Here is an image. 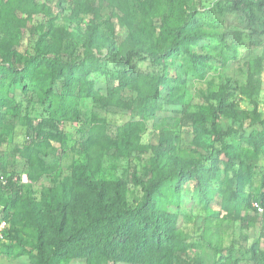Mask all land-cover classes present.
<instances>
[{"label": "rangeland", "instance_id": "obj_1", "mask_svg": "<svg viewBox=\"0 0 264 264\" xmlns=\"http://www.w3.org/2000/svg\"><path fill=\"white\" fill-rule=\"evenodd\" d=\"M189 14L200 24L191 31L199 40L190 51L212 57L209 67L203 77L187 75L184 83L162 88L159 100L182 103L167 102L150 114L147 83L163 67L136 51L152 48L168 23ZM39 45L67 60L92 51L107 61L112 50L131 58L142 81L122 89L114 105L82 99L80 119L63 123L62 139L40 154L44 168L33 166L20 149L40 141L30 122L48 116L47 105L22 86L10 89L22 108L0 107V170L20 181L26 174L28 182L0 190V264H47L55 253L58 264H133L106 262L99 250L94 253L95 244L85 249L71 235L88 221L85 209L95 200L72 174L86 165L110 202L116 201L119 184L123 200L136 207L151 181H165V173L161 177L152 166L156 147L167 178L197 168L209 187L202 196V183L195 179L184 184L179 198L156 195L160 208L174 217L175 263L259 264L252 251L264 254V204L262 212L253 204L264 201V147L257 151L239 136L262 129L247 112L256 109L264 116V0H0V63L9 58L21 65ZM173 62L184 76L183 57ZM108 66L110 73L91 75L103 95L118 84L117 67ZM251 73L261 81L256 94L249 92ZM231 130L237 135L227 136Z\"/></svg>", "mask_w": 264, "mask_h": 264}, {"label": "trees", "instance_id": "obj_2", "mask_svg": "<svg viewBox=\"0 0 264 264\" xmlns=\"http://www.w3.org/2000/svg\"><path fill=\"white\" fill-rule=\"evenodd\" d=\"M196 19L192 14L186 17H178L176 21L168 23L162 30L160 40L152 48L146 50L138 49L136 51L143 57L148 55L152 62L164 68L160 70V74L157 77L152 78L151 82L148 81L147 83L148 94L145 100V107L151 111L150 114L165 108L167 102L172 104L182 103L179 98L168 100L167 102L159 100L162 88L168 87L170 84L179 85L184 83L187 75L188 77L191 74L203 77L205 68L209 67L208 63L212 57L190 51L192 46L199 40V37L191 32L194 29L193 26L199 27L200 25L197 22L198 19ZM107 56L108 60L106 61L90 51L80 60H67L62 56L48 55L39 45L35 47L34 54H30L20 60L21 65H15L9 58H4L0 63V107H11L15 110L22 108V104L16 103L14 97L10 96V89L16 86H22L26 93L31 92L37 96V100L41 104L47 105L48 116H43L35 121L34 124L32 121L30 122V128L35 130L40 141L30 142L20 149L23 156L32 160L33 166L45 167L40 154L50 146L52 141L62 139L61 126L63 123L80 119L79 105L82 99L104 100L107 104L114 105L122 89L142 81L140 80L142 78L141 72H138L132 64L131 58L125 55L118 56L112 50H109ZM178 57H183L180 67H186L184 76L179 72L177 73L180 69L173 62ZM167 61L171 62L167 63ZM219 61H222L225 65L227 60L221 56ZM110 62H113L117 67L118 76L116 78L118 84L109 86V92L103 95L96 88V81L91 75L94 72L110 73L108 66ZM143 80L145 81L147 78ZM260 84L259 78H255L254 74L251 73L249 77V92L252 94L258 93ZM27 99L30 100L29 98ZM223 112L226 113L227 109H224ZM247 114V117L252 119V123L260 124L262 129L252 130L248 136L240 135L239 140L244 137L243 141L249 147L259 151L264 147V116L256 109L247 112ZM217 118L218 113L215 109L213 111L214 128L217 127ZM99 133H101V130H99ZM234 135L237 134L232 130L227 132V136ZM154 150L156 155L152 159L153 169L161 177L165 173L166 182L163 180L151 181L145 187L143 198L139 206L136 207L129 206L123 200L119 184H116L117 187H115L116 201L110 202L105 190L100 189L91 178V172L86 165L80 164L73 171L72 179L78 185L93 193L95 200L90 202L85 209L88 221L83 226L72 230L71 235L78 236V240L82 241L81 245L84 244L85 249L87 244H95L96 250L94 253L99 250L100 256L106 262L176 264L179 244L172 230L174 217L165 209L162 210L160 208L161 201L156 195L168 193L173 198H179L184 184L189 180L195 179L197 182L200 181L199 183H202V196H204V193H209V187L206 186L208 183H205L204 186V182L201 180L202 174H199L201 171L197 168L192 171H175L167 178L166 172L161 166L162 155L160 149L156 147ZM249 167L251 168L252 166H246V168ZM135 178L140 183L137 175H135ZM20 182H15L11 179L9 184L5 187H0V190H11ZM163 189H166V192ZM258 203L261 205L264 204V201ZM53 205L55 204H51V207ZM66 205L67 201H62L60 225L64 223L66 218ZM253 208L257 211L254 205ZM60 227L57 225V228ZM88 231L95 233V240H93L92 234H88ZM80 234L83 238H81ZM59 241L60 243L63 242L62 240ZM23 248L26 249V246H23ZM88 253L80 252L79 255L88 256L90 255ZM57 254H51L47 264H58L55 257ZM252 254L259 264H264L263 253H257L254 249Z\"/></svg>", "mask_w": 264, "mask_h": 264}, {"label": "built area", "instance_id": "obj_3", "mask_svg": "<svg viewBox=\"0 0 264 264\" xmlns=\"http://www.w3.org/2000/svg\"><path fill=\"white\" fill-rule=\"evenodd\" d=\"M13 180L15 182L20 181L19 178L17 176H10L7 172L4 171H0V187H5L9 184L10 180ZM22 182H28V178L26 174H23L22 178H21ZM254 207L257 209L258 212H262L263 208L261 205H259L258 202H255ZM4 225L6 224V222H3Z\"/></svg>", "mask_w": 264, "mask_h": 264}]
</instances>
